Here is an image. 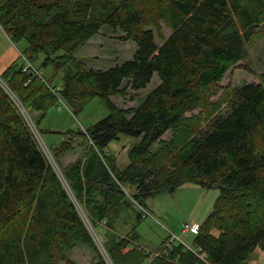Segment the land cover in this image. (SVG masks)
I'll use <instances>...</instances> for the list:
<instances>
[{
    "label": "trees",
    "instance_id": "16d2710c",
    "mask_svg": "<svg viewBox=\"0 0 264 264\" xmlns=\"http://www.w3.org/2000/svg\"><path fill=\"white\" fill-rule=\"evenodd\" d=\"M263 25L264 0H0L1 28L13 43L26 42L22 54L34 67L24 72L16 61L0 75V264H76L78 245L93 251L91 264H109L15 100L40 134L65 136L53 148L58 164L70 150H89L63 174L94 224L115 230L130 209L187 184L220 191L194 239L204 260L182 243L152 260L135 246L137 233L106 232L111 264H249L264 251V76L211 100ZM104 27L137 50L108 70L89 68L76 54ZM156 75L160 83L139 107L113 103ZM96 97L109 108L105 119L64 133L41 130L59 98L78 116ZM122 135L141 138L124 170L108 152Z\"/></svg>",
    "mask_w": 264,
    "mask_h": 264
},
{
    "label": "rangeland",
    "instance_id": "374dc122",
    "mask_svg": "<svg viewBox=\"0 0 264 264\" xmlns=\"http://www.w3.org/2000/svg\"><path fill=\"white\" fill-rule=\"evenodd\" d=\"M3 32V30L0 31V54L9 50L8 43L5 38L7 36ZM163 32L166 37L171 34V30L166 25L164 26ZM257 33H259L261 37L252 47L249 46L248 57L243 59L238 66L234 67L227 73L224 80L221 82L222 89L211 100L217 101L220 97H222L226 88H237L247 83L258 84L261 80H263L264 25L257 31ZM123 35L124 34L119 30L114 31L109 27H104L98 35L94 36L77 52L76 56L79 60L86 62L89 68L93 69L108 70L116 65H121L129 60H132L137 50V46L133 41L120 40L119 37ZM158 43L161 44V40L159 38ZM13 44L17 45L15 43ZM17 47L25 50L27 44L25 41H22L18 43ZM20 64L22 65V62H20ZM45 74L47 76H52V69L47 70ZM60 80L61 77L57 76L54 79V83L57 84ZM0 83L3 84L1 77ZM159 83L160 79L156 75L146 89L138 92L131 90L129 91L130 95L127 97L112 96L111 99L113 103L120 108L139 107L148 93L155 89ZM13 99L15 100L16 97H13ZM60 101L64 103V101L59 98L58 104H60ZM15 104L19 105L18 109L20 111L22 108L21 112L24 118H29L33 121L31 114L16 100ZM61 106L63 108L60 111H58L57 108L49 111L46 120L41 125L42 131L51 130L64 133L69 130L87 129L105 119L110 114L108 106L100 97L93 99L78 116H74L66 104L64 106L61 104ZM227 109V104H224L221 107L220 112L222 111V114H224ZM201 111L202 110L198 109L195 113L198 114ZM30 128L33 129L35 134L40 136L38 139L40 144H43L52 152H50V154L53 158L52 161L54 168L57 171L60 180L70 189V186L63 174L64 168L69 164L66 165V163L63 164L62 162L68 152L61 159V164H58L54 159L53 148L50 144L51 139L58 142L64 140L65 136L53 134L46 135V133L43 132L40 134L35 124L31 125ZM170 137L171 132H168L163 139L168 140ZM140 140L141 138L122 135L119 140L110 144L108 152L116 159V164L120 170H124L129 165V151L133 146L138 144ZM78 149L81 150L80 157H82L83 154L87 157L89 150H85L83 147ZM125 191L129 199H132V201L135 202L133 199V191L127 187L125 188ZM219 194L220 191L218 189L209 190L199 186L187 184L180 187L175 192L158 194L154 198L148 200L146 208L151 214V217L145 218L143 212L139 208V205H137V209H130L126 216L124 215L121 217L120 221L117 223V229L110 230L107 229L106 223L104 224L103 221H97L94 224L88 212L82 210V203L71 192V196L74 199L77 208L81 209L82 212L85 213V216L82 217V221L85 223L86 227L88 226V223H90L94 228L98 236L97 240L95 239L96 246L109 264L111 263L104 247V243L107 241L106 232H110L111 235L119 236H126L128 233H132L134 235L137 233L138 239L135 246L144 248L150 254L152 260L159 257L158 255L161 254L166 245L171 246L174 244L172 241L174 236L179 238L176 243H182L188 248L194 247L196 234H185L183 229L186 224L191 226L201 225L213 210L215 201ZM139 213L143 215L142 220L138 218ZM70 259L76 264H91L93 260V251L85 245H78L73 249ZM249 264H264V251L261 248H258L251 254Z\"/></svg>",
    "mask_w": 264,
    "mask_h": 264
},
{
    "label": "built area",
    "instance_id": "2783aa9c",
    "mask_svg": "<svg viewBox=\"0 0 264 264\" xmlns=\"http://www.w3.org/2000/svg\"><path fill=\"white\" fill-rule=\"evenodd\" d=\"M20 62H22V70L24 71V72H27L28 70H31V69H34V67H33V65L30 63V61L26 58V56L25 55H23V54H21L20 55ZM3 85V84H2ZM61 104L64 106L65 104L62 102V101H60V104H58V106H57V110L58 111H60L63 107L61 106ZM21 111H22V108H21ZM26 120H27V122L29 123V125L31 126V125H34V123H33V121L32 120H30L29 118H25ZM33 130V129H32ZM36 135H38V134H35V136ZM38 137V138H37ZM36 138H37V141L39 142V135L38 136H36ZM39 144H40V142H39ZM40 146H41V148H42V150H43V152H44V154L46 155V157H47V159L49 160V162L52 164V166L54 167V165H53V161H52V156H51V154H50V150L47 148V147H45L43 144H40ZM65 186V185H64ZM66 187V186H65ZM66 189L68 190V192L70 193V196H71V192H70V189H69V187H66ZM71 198H72V196H71ZM72 200H73V202H74V199L72 198ZM74 204H75V202H74ZM76 205V204H75ZM76 208H77V206H76ZM84 208V207H83ZM82 208V210L83 211H85L84 209ZM139 208H140V210L143 212V215H144V217L145 218H147V217H151V214L149 213V211L147 210V208H144V207H142V206H140L139 205ZM77 210H78V212H79V214H80V216H81V218L83 217V216H85V213L84 212H82V210L81 209H78L77 208ZM103 223L105 224L106 222L105 221H103ZM85 224V223H84ZM86 226V225H85ZM88 230H89V232H90V234L92 235V237H94V240L96 239L97 240V238H98V236H97V234H96V232H95V230H94V228L92 227V225L90 224V223H88ZM183 232L185 233V234H188V233H193V234H199V232H200V228H199V226H191V225H189V224H186L185 225V228L183 229ZM179 238H177V237H173L172 238V241H173V243L174 244H176V241L178 240ZM171 246H173V245H171ZM171 246H168V247H171ZM185 246V245H184ZM186 247V246H185ZM186 249L187 250H189V251H192L194 254H196V255H198L202 260H204V257H205V254H200L199 255V253H200V250H198V249H195L194 247H186ZM159 256V255H158Z\"/></svg>",
    "mask_w": 264,
    "mask_h": 264
},
{
    "label": "crops",
    "instance_id": "0c3cea01",
    "mask_svg": "<svg viewBox=\"0 0 264 264\" xmlns=\"http://www.w3.org/2000/svg\"><path fill=\"white\" fill-rule=\"evenodd\" d=\"M1 27V26H0ZM3 29L0 28V31H2ZM4 33V32H3ZM6 35V34H5ZM7 36V35H6ZM6 41L8 43V48L9 50H6L5 52L0 54V75L14 62H18L19 61V56L22 54V49L18 48L17 45H14L13 42L10 40V38L7 36L5 37ZM11 41V42H10ZM50 144L52 146V148H55V146L61 142V141H56L51 139L50 140ZM81 156V150H79L78 148L70 150L66 157H64V159L62 160L63 164L66 163L67 164H71L76 162ZM215 235H219L220 232L218 231H214L213 232Z\"/></svg>",
    "mask_w": 264,
    "mask_h": 264
},
{
    "label": "bare ground",
    "instance_id": "6f19581e",
    "mask_svg": "<svg viewBox=\"0 0 264 264\" xmlns=\"http://www.w3.org/2000/svg\"><path fill=\"white\" fill-rule=\"evenodd\" d=\"M34 121V120H33ZM40 137V136H39ZM96 227V226H95Z\"/></svg>",
    "mask_w": 264,
    "mask_h": 264
}]
</instances>
